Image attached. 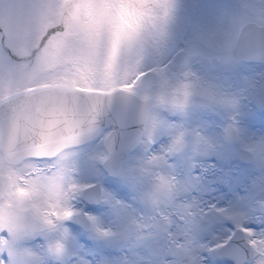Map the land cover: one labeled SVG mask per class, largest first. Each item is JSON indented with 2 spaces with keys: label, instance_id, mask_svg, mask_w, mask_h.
<instances>
[{
  "label": "snow or ice",
  "instance_id": "6c2138e0",
  "mask_svg": "<svg viewBox=\"0 0 264 264\" xmlns=\"http://www.w3.org/2000/svg\"><path fill=\"white\" fill-rule=\"evenodd\" d=\"M172 9L0 0V264H264V199L241 209L202 195V160L225 149L264 180V137L241 123L253 80L241 69L264 66L249 51L254 36L264 49V19L224 12L171 55ZM97 137L91 159L127 198L79 179Z\"/></svg>",
  "mask_w": 264,
  "mask_h": 264
},
{
  "label": "rangeland",
  "instance_id": "374dc122",
  "mask_svg": "<svg viewBox=\"0 0 264 264\" xmlns=\"http://www.w3.org/2000/svg\"><path fill=\"white\" fill-rule=\"evenodd\" d=\"M172 4L168 25L171 41L167 49L171 55H175L178 48L193 37L215 30L224 12L235 14L246 7L258 23L264 19L261 15L264 13V0H189L186 5L185 0H172ZM241 71L253 78L247 90L251 102L246 101L243 105L242 126L256 137H264V112L260 110L264 98V66L246 65ZM99 143L100 137H97L81 146L79 179L84 183H95L99 178L104 187L117 198H127L130 194L124 186L118 184L115 177L109 178L104 174L101 165L91 159ZM133 155L131 153L125 159ZM202 164L211 170L208 175L210 186L202 189L205 199L218 201L221 207L232 204L241 209L251 208L257 200L264 199V180L260 179L259 170L251 164L246 165L231 158V149H225L220 156L213 154L204 157ZM225 176L226 179H220ZM86 204L84 202L82 205L85 211L95 215H100L103 210L99 204L95 208H89ZM254 226L257 230L261 227L259 222Z\"/></svg>",
  "mask_w": 264,
  "mask_h": 264
},
{
  "label": "water",
  "instance_id": "95a60500",
  "mask_svg": "<svg viewBox=\"0 0 264 264\" xmlns=\"http://www.w3.org/2000/svg\"><path fill=\"white\" fill-rule=\"evenodd\" d=\"M253 44H252V46L250 47V49H249V51L252 53V54H258V53H260V52H262V51H264V49H262V48H260L259 47V45H258V43H256V41L258 40V37H256V36H254L253 38ZM262 104H264V98H263V100H262V103H261V105ZM261 109H262V111H264V108H262L261 107ZM103 128L104 129H106V128H109V129H111V121H107V122H105V124L103 125ZM134 141H135V132H134V130H132V131H127V132H121L120 134H119V136H118V139H117V149H118V151L123 147V146H125V145H128V144H131V143H134ZM90 142V141H89ZM89 142H87V143H89ZM87 143H85V144H87ZM84 144V145H85ZM128 154H130V153H128ZM127 154V155H128ZM126 155V156H127ZM125 156V157H126ZM239 162H241V163H243V164H247L246 162H244L243 160H239V159H237ZM116 165H119L120 163H121V161H119V160H117V161H115L114 162ZM108 177H110V178H114L113 176H110V175H108ZM88 205H90V206H97L98 204H96V203H94V202H89V201H85ZM79 226V225H78ZM222 262V261H221Z\"/></svg>",
  "mask_w": 264,
  "mask_h": 264
},
{
  "label": "flooded vegetation",
  "instance_id": "af4514ba",
  "mask_svg": "<svg viewBox=\"0 0 264 264\" xmlns=\"http://www.w3.org/2000/svg\"><path fill=\"white\" fill-rule=\"evenodd\" d=\"M189 0H185V5H186V3L188 2Z\"/></svg>",
  "mask_w": 264,
  "mask_h": 264
}]
</instances>
